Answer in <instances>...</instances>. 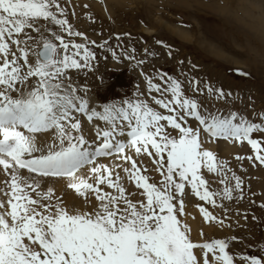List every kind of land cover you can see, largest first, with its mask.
Here are the masks:
<instances>
[{
	"label": "snow or ice",
	"instance_id": "snow-or-ice-1",
	"mask_svg": "<svg viewBox=\"0 0 264 264\" xmlns=\"http://www.w3.org/2000/svg\"><path fill=\"white\" fill-rule=\"evenodd\" d=\"M58 12V0H0V173L5 177L0 181V264H200L193 254L197 246L206 250L202 264H210L208 253L211 264H234L225 240L197 245L178 216L189 194L186 185L212 204L214 196L231 199L241 189L235 173L234 188L226 185L214 192L205 186L202 166L224 176L227 162L218 169L214 153L202 147L201 133L209 139L247 141L264 165L260 142L250 136L264 132V122H251L236 111L202 112L198 99L186 96L181 81L167 73L160 74L168 85L163 90L150 78L148 82L161 96L171 94V99L153 97L169 114L135 97L106 103L101 110L90 107L67 73L88 67L94 53L48 27L55 24L69 37H85ZM41 18L46 24H40ZM204 90L218 99L231 96L222 87L205 84L199 91ZM80 115L106 122L105 128H96L95 140L86 138ZM189 116L199 126H188ZM125 134L126 141L118 139ZM132 150L136 157H149L159 181L140 174ZM108 157L130 162L116 167L128 182L135 181V191H126L120 172L99 162ZM49 179L65 180L82 201L66 203L52 186L43 187ZM102 184L115 192H105ZM200 211L206 220L216 219L204 207ZM241 260L264 264V251Z\"/></svg>",
	"mask_w": 264,
	"mask_h": 264
},
{
	"label": "rangeland",
	"instance_id": "rangeland-1",
	"mask_svg": "<svg viewBox=\"0 0 264 264\" xmlns=\"http://www.w3.org/2000/svg\"><path fill=\"white\" fill-rule=\"evenodd\" d=\"M58 2L62 9L57 13L58 17L66 19L73 31L84 33L87 39L69 37L55 24L49 23L48 27L60 31L66 42L74 40L83 43L94 53L95 59L89 62L88 67L72 69L67 75L79 95L99 104L98 110L106 103H119L135 97L147 101L156 111L169 114L155 103L153 97L171 99V94L161 96L156 89L150 90L148 82L150 78L163 90L168 85L160 79V74L167 73L181 81L186 96L198 99L202 112L224 115L236 111L251 122H264V34L259 31L260 24L264 26V18H259V24L256 16L260 11L264 15V0ZM256 3L260 4V8ZM161 20L169 23L170 27L163 26ZM247 21L255 23L258 29L249 27ZM40 24L44 25L46 21L41 18ZM178 27L190 35L187 38L180 36L174 31ZM25 31L36 36L32 29ZM45 35L50 33L45 32ZM31 56L29 58L34 59ZM190 81L199 83L190 84ZM205 84L222 87L226 93L231 92V96L218 99L206 90L199 91ZM95 119L99 128H105L106 122ZM187 121L188 126H199L194 117H187ZM204 136L209 139V134L201 133L202 147L214 153L218 169L220 162H227L224 176L219 174V170L208 172L202 166L200 174L207 182L205 186L214 192H222L226 185L234 188L232 175L235 173L242 180L241 189L234 190L231 199L214 196L212 199L216 203L212 204L201 200L186 185L189 194L184 199V212L178 219L188 226V235L194 243L202 245L217 239L225 240L228 243L226 250L233 256L234 264H245L241 260L242 255H261L264 251V165L255 159L257 149H253L247 141L214 137L211 138L215 139L214 145L208 146L204 144L207 138ZM250 136L260 142V154L264 155V132L255 131ZM226 139L236 142L235 151H226ZM133 157L138 160L140 174L149 175V182L159 181V175L151 171L149 157L147 160L136 155ZM145 169L148 171L145 172ZM121 177L123 179L122 173ZM225 177L226 183L221 184V179ZM112 179L115 180V176ZM132 183L134 188L129 191L136 190L135 181ZM100 187L105 192H115L106 184ZM188 206L191 209L189 214ZM201 207L216 219L206 220ZM195 211L201 212V218L197 220L202 224L196 231L188 218ZM198 247L193 250L194 256L198 258L201 252L204 258L206 250ZM216 255H219L218 250ZM207 258L211 264L212 253H208Z\"/></svg>",
	"mask_w": 264,
	"mask_h": 264
},
{
	"label": "bare ground",
	"instance_id": "bare-ground-1",
	"mask_svg": "<svg viewBox=\"0 0 264 264\" xmlns=\"http://www.w3.org/2000/svg\"><path fill=\"white\" fill-rule=\"evenodd\" d=\"M255 4V2H254ZM256 6L260 8V4H257L256 3ZM221 9H226L224 7H222ZM246 10V9H245ZM247 11V10H246ZM257 22L259 23V18H264V15L263 13L260 11V13H258L257 15ZM254 17V16H253ZM251 20V19H250ZM161 23L163 24V26H165L166 28L167 27H170L169 23L161 20ZM248 23L247 25H249V27H254V29H258V28H255L257 25L253 22H246ZM260 24V23H259ZM261 25V28L259 29V31L263 34H264V26L262 24ZM259 26V25H258ZM174 31L177 32L180 36H184V37H188V35H190L189 33H187L186 31H183L181 28H174ZM147 32H150V29H147ZM262 34V35H263ZM261 35V36H262ZM264 36V35H263ZM32 57V56H31ZM235 59V58H234ZM89 103H90V107L91 106H94L97 108L98 110V107H99V104L93 100H89ZM81 121H82V131L83 133L86 135V138L89 139V140H95V130L96 128H99L97 126V119L94 118L93 121H88L87 118L85 116H81ZM49 137H50V140L52 142H54L55 140V137H54V134L51 133V131L48 133ZM207 136H204V138H206ZM118 139H124L125 141L128 139V137L126 136V134L123 136V137H118ZM227 141L226 142V151L229 153V152H232V151H235L236 150V142L231 140V139H226ZM212 142V143H208V142ZM206 141H205V145H214L215 143V139H208V137L206 138ZM131 154L133 156H135V152L134 150H132ZM147 155L145 154V157L142 155L140 157V159H145L147 160L148 157H146ZM134 158V157H133ZM99 162L101 163H105L107 165H109L110 167L114 168L115 170L117 169L120 170V168H117L116 165H120L121 168L123 166H125V163H129L130 162H124L120 159H113L111 157H108V158H99ZM148 162V161H147ZM249 171V170H248ZM251 172H253L254 170H250ZM122 173L123 175V180L125 181V186L127 188V190L129 189H132L134 188L133 186V183L132 182H128L127 179H126V174H124L123 172H120V174ZM22 174H25L23 171H22ZM5 179L4 175L2 173H0V181H3ZM91 181V180H89ZM263 181V180H262ZM256 184V183H255ZM42 185L43 187H47V186H52L53 189H54V192L56 195L60 196L62 200H64L66 203H70L72 201H82L83 197L80 196L79 193H77L74 189H71L67 186V183L65 180L63 179H49L47 180L46 182H42ZM264 185V183H263ZM263 187V186H262ZM264 188V187H263ZM108 190V188H106ZM128 190V191H129ZM264 191V190H263ZM93 203H95V199L93 198L92 200ZM191 212V209H190V206H188V210H187V213L189 214ZM201 216V212H198V211H195V214L194 215H189L188 218L191 219L192 223H193V228H195V231L202 225V224H199L198 222V218ZM203 216V215H202ZM201 218V217H200ZM198 249H201L203 250L201 247H198ZM201 253V252H200ZM200 253H198V261H201L203 260V257L202 255H200Z\"/></svg>",
	"mask_w": 264,
	"mask_h": 264
}]
</instances>
